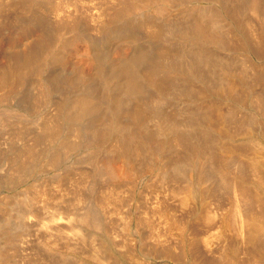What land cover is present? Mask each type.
Segmentation results:
<instances>
[{"label": "bare ground", "instance_id": "obj_1", "mask_svg": "<svg viewBox=\"0 0 264 264\" xmlns=\"http://www.w3.org/2000/svg\"><path fill=\"white\" fill-rule=\"evenodd\" d=\"M137 1L125 0L117 17L132 13L129 5ZM149 1L157 8H185L170 20L162 53L147 59L148 72L137 70L141 59L137 54L125 58L114 72L120 83L116 95L87 93L61 106L60 119H80L99 113L102 102L116 101L106 122L89 126L84 144L89 168L75 182L71 197L60 190L53 197L51 187L63 182L61 174L51 180L36 179L26 191L19 188L29 176L56 169L78 147L60 140L57 117L36 119L32 143L23 142L11 161L0 156V183L13 187L0 203V264L138 262L142 256L132 236L134 220L121 215L114 201L121 186H132L144 177L149 178L146 191L162 200L157 212L164 210V217L181 223L170 240L179 237L183 264H255L264 247V94H256L260 117H239L235 102L241 87L253 95L255 83L264 85V62H260L264 0ZM7 16L0 12V23L7 24ZM165 29H157L156 37ZM27 30L33 35V26L27 25ZM49 36L50 32L37 36L28 50L11 54L7 63L0 61L1 87L19 82L24 71L45 66L44 57L53 48ZM241 50L248 54H238ZM49 85L42 86L47 97L54 87ZM128 100L134 106L122 118ZM171 102L179 103V109L170 111ZM33 111L38 112L36 105ZM21 115L17 120L28 118ZM8 119L0 117V154L12 152L17 141L3 136V130L16 122L13 118L8 124ZM23 127L14 130V137L22 138L31 130ZM113 134L115 142L106 150L105 139ZM47 141L53 142L50 148H37ZM87 175L92 178L90 198L82 193Z\"/></svg>", "mask_w": 264, "mask_h": 264}, {"label": "rangeland", "instance_id": "obj_2", "mask_svg": "<svg viewBox=\"0 0 264 264\" xmlns=\"http://www.w3.org/2000/svg\"><path fill=\"white\" fill-rule=\"evenodd\" d=\"M12 1L17 2L14 5ZM16 1H0V8H3L0 12L5 17L9 12L7 16L8 23H0V61L7 63V58L11 54L25 52L34 39L45 32L51 33L49 37L53 39V48L48 53L49 55L44 57L46 64L40 71L30 72L29 69L28 72H23L19 82L13 81L10 82L11 85L9 86H0L1 96L3 94V97H0V99H3V104L0 106V113H2L0 117L9 118L8 120L12 122L7 120L8 124H12L14 120L16 121L14 123H17L16 125L13 123V127L7 126L12 127L11 129L6 127L8 130H3V136L13 137L17 141L14 142L13 149H10L12 152L3 151L0 156L3 160L11 161L14 152L23 146V142L32 143L33 140L31 139L34 138L36 133V127L34 126L37 123L36 119L39 117L45 118V116L52 119L57 117L61 124L60 140L70 141L77 144L78 147L71 149V154L56 169L51 172L29 176L19 188L26 191L31 186L30 183L36 179L51 180L52 178L55 179L57 174H61V177H64L63 182L55 183L51 187L54 190L53 197L57 198L60 190L65 193L67 198H70L76 189L75 182L81 177V173L86 172L89 168V165L84 161L87 152L84 144L90 134L89 126L92 123L95 126L97 122L100 127L106 122L111 117V111L115 107L116 101H113V98L111 102L104 101L97 109L99 113L93 111L80 119L73 118V116L68 119H60L59 113L62 104L64 101L69 103L73 100L76 101L77 98L79 99L87 93L98 95L100 93L109 94L110 92V94L116 95L120 83L119 78L115 77V73L120 69L121 62L125 58L135 57L137 54L141 57L137 70L139 69L140 71H138L143 74L148 72L147 59L154 58L162 53L164 41L162 37L167 35V26L171 23L170 20L179 17L178 14L184 10L185 5L157 8L151 5L149 0H140L141 2L137 1L139 3L129 5L132 10L134 8L132 13L117 17V13L120 9L122 10L125 0ZM11 14L14 18L12 20ZM262 21H260L259 27L262 25ZM27 25L33 26V35H28ZM159 28H166L167 31L161 37H156L155 32ZM241 51L238 54H242L243 50ZM245 53L247 52L245 51L242 56ZM255 54L253 53L252 56L254 55L253 57L258 59L257 54ZM262 56L261 63L264 62V55ZM43 85L54 86L49 97L42 94ZM10 86L13 89L11 93L9 91L11 88L8 89ZM146 89L149 90V86H146ZM254 89L253 95H247V87H241L239 97H237L238 102H235L238 105L236 112L239 117H260L262 115V112L256 107V104H258L256 103V94L259 92L264 94V85L255 83ZM9 93L10 97L8 96ZM143 94L146 95V93ZM6 95L5 100L4 96ZM126 102L127 104L120 112L122 118L126 117L134 106L133 100ZM35 105L38 110L37 113L33 111ZM171 109L170 111L178 110L179 103L171 102ZM149 111H145L148 117L151 115ZM21 114H25L28 118L24 121H22L23 119L17 120V116L23 118ZM23 126L31 128L29 133L22 138L14 137V130L24 128ZM257 132L261 136L262 131L257 129ZM0 135L2 136V134ZM113 135L111 138L105 139L106 150L115 142L116 136ZM238 138L242 139V136ZM52 143L47 141L46 144H41L37 148H50ZM251 150L250 146L246 147V151L251 152ZM85 177L88 178L89 176ZM91 179L89 177L87 184L82 188L85 198H90L93 194L89 187ZM148 179V177L141 178L138 183H134L132 186L123 185L119 189L120 195H114V204L117 202L120 205V214L129 215L134 220V234L132 236L134 237V243L137 244L136 248L142 256L138 262L125 259V264H183L186 258L182 253V244L179 237H176L174 241L170 240V234L176 231L178 224L181 225V223L171 220L173 224H170V219L164 217L166 216L164 210L157 212L162 200L157 197V193L150 194L146 191L145 185H147ZM12 188L11 185L0 183V203L5 196L13 193ZM118 200H121V203ZM111 204L112 201L110 206ZM146 218L149 219V223L148 221H142L143 219L147 220ZM175 223L178 224L175 225ZM258 255L255 264H264V247Z\"/></svg>", "mask_w": 264, "mask_h": 264}]
</instances>
